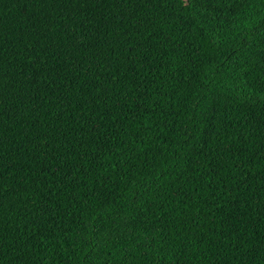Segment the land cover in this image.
<instances>
[{"label": "trees", "instance_id": "trees-1", "mask_svg": "<svg viewBox=\"0 0 264 264\" xmlns=\"http://www.w3.org/2000/svg\"><path fill=\"white\" fill-rule=\"evenodd\" d=\"M0 264H264V0H0Z\"/></svg>", "mask_w": 264, "mask_h": 264}]
</instances>
